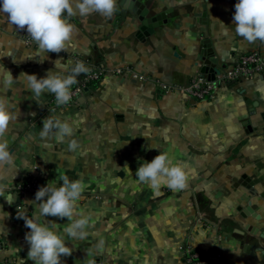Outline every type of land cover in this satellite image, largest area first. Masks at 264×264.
<instances>
[{"label":"crops","instance_id":"obj_1","mask_svg":"<svg viewBox=\"0 0 264 264\" xmlns=\"http://www.w3.org/2000/svg\"><path fill=\"white\" fill-rule=\"evenodd\" d=\"M238 2L117 0L110 19L100 14L69 18L76 27L70 47L48 53L43 62L45 54L27 44L26 30L0 13V68L14 77L42 78L55 70L57 60L72 61L71 55L109 70L78 104L52 113L47 106L54 94L43 93L37 103L24 77L8 90L0 84V95L11 101L18 117L7 133L18 171L0 181L6 186L2 191L15 198L9 204L0 196V264H35L28 259L25 239L30 229L17 218L18 211L28 218L36 214L35 196L22 201L13 188L27 176L47 185L58 180L59 172L85 181L79 204L94 221L85 240L65 236L73 252L62 257V264H85L87 249L95 262L185 264L184 243L219 250L223 264H264V72L223 84L214 98L203 101L179 91L166 93L155 82L187 85L201 74L203 58L215 60L221 71L234 67L242 55L264 52V44L235 33ZM159 17L160 25L142 31L143 19ZM122 67L153 81L142 84L112 72ZM55 116L76 122L77 151L59 142L55 130L40 136L42 121ZM160 152L192 171L183 191L153 190L137 181L141 164ZM25 162L31 169H24ZM49 221L61 230L69 223L47 216L44 222ZM100 239L102 251L95 248Z\"/></svg>","mask_w":264,"mask_h":264},{"label":"clouds","instance_id":"obj_2","mask_svg":"<svg viewBox=\"0 0 264 264\" xmlns=\"http://www.w3.org/2000/svg\"><path fill=\"white\" fill-rule=\"evenodd\" d=\"M235 9V33L249 43L259 41L264 44V0H239ZM116 11L117 0H0V13L6 14L8 22L17 29L26 30L39 52L45 54L41 62L47 58L48 53L66 52L70 47L76 27L69 18H87L92 14H100L110 19ZM60 61L55 62V70H48L42 78L27 73H20L17 78L6 67L0 68V84L8 90L17 79L24 77L37 103L40 104V97L48 92L54 94L57 106H65L72 100V86L78 83L77 77L89 74L91 69L83 60L68 63ZM17 118L14 105L0 95V181L10 176L12 171H18L15 153L10 150L7 139L10 124ZM42 123V138L48 137L55 130V138L59 142H67L69 151L75 152L81 147L78 140L73 138L76 122L61 120L59 116H55L45 118ZM65 138L69 139L66 141ZM123 168L129 170L127 164ZM24 169H31L26 162ZM135 175L138 182L153 190L167 187L179 192L189 186L193 173L184 164L174 162L167 152H160L151 162L144 161ZM61 180L63 185L57 186ZM5 187L0 183V196L11 204L15 198L11 193L2 191ZM85 190L86 183L83 179H70L67 174L59 172L57 181L41 186L36 192V214L32 218L18 211L17 218L24 219L25 227L30 229L25 236L30 245L29 260L35 264H62V257L71 256L73 252L65 236L72 241H83L89 236L88 229L94 226V221L79 204ZM0 211H3L2 208ZM47 216L67 218L69 223L61 230L55 222L45 223ZM104 245L105 241L100 239L95 248L102 251ZM85 264H95L92 249H87Z\"/></svg>","mask_w":264,"mask_h":264},{"label":"built area","instance_id":"obj_3","mask_svg":"<svg viewBox=\"0 0 264 264\" xmlns=\"http://www.w3.org/2000/svg\"><path fill=\"white\" fill-rule=\"evenodd\" d=\"M1 32V28H0ZM27 44H33L31 38L26 39ZM72 61L83 60L91 69L89 74H83L78 80V83L72 88V100L65 106H57L55 96L52 95L48 101V111L56 112L64 108H70L79 103V99L86 94L88 89L96 83L103 80L109 70L102 64H93L89 59L82 56L71 55ZM112 72L119 77L128 78L142 84L152 80L150 77L140 74L132 67H122L112 70ZM264 72V52L259 50L250 52L240 56L235 62V66L221 70L215 74L214 80H209L206 75L197 74L187 85H169L155 80L160 89L166 93L179 91L190 99L194 100H209L214 98L216 90L223 84H230L241 79L250 78L260 75ZM153 81V80H152ZM41 186H46L40 179L27 176L18 182L13 191L17 193L19 198L24 201L28 196H35L36 192ZM2 243L0 242V249ZM181 255L185 264H223L224 257L219 250L203 251L195 248L190 243H184L181 248ZM95 264H110L105 259H98Z\"/></svg>","mask_w":264,"mask_h":264},{"label":"water","instance_id":"obj_4","mask_svg":"<svg viewBox=\"0 0 264 264\" xmlns=\"http://www.w3.org/2000/svg\"><path fill=\"white\" fill-rule=\"evenodd\" d=\"M161 22V17L158 19H152V20H144L143 19V28L142 31L144 32L148 28H153L158 25H160ZM203 66L201 69V74L206 75L209 80H214L215 79V74L218 73L219 71L216 68V61L212 59H207L203 58Z\"/></svg>","mask_w":264,"mask_h":264}]
</instances>
